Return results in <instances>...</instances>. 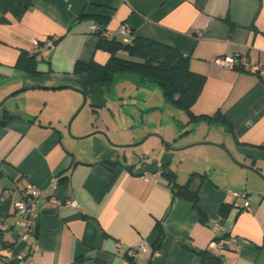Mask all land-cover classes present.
Returning a JSON list of instances; mask_svg holds the SVG:
<instances>
[{"label": "crops", "instance_id": "obj_1", "mask_svg": "<svg viewBox=\"0 0 264 264\" xmlns=\"http://www.w3.org/2000/svg\"><path fill=\"white\" fill-rule=\"evenodd\" d=\"M28 1L20 18L6 12L8 21L0 22V221L7 226L0 230V264H200L196 251L223 236L232 264H264V77L249 70L264 67V0ZM96 19L108 38L120 41L117 29L125 24L134 36L187 56L190 69L205 76L192 112L219 111L224 121L200 118L191 123L197 133L184 135L187 114L164 96L130 103L118 80L147 88L148 96L159 91L128 76L86 94L88 75L73 72L75 62L104 64L109 57L97 47ZM48 37L53 47H34V39ZM22 50L38 53V75L15 67ZM234 53L247 60L241 69L209 64ZM158 111L160 121L147 123L144 112ZM206 148L213 160L201 163ZM166 166L178 183L204 174L192 187L205 220L191 201L172 197ZM30 184L40 189L39 215L24 241L13 202ZM234 190L249 193L248 211L231 204ZM69 197L77 209L63 204ZM140 241L149 252L129 261L126 250Z\"/></svg>", "mask_w": 264, "mask_h": 264}, {"label": "trees", "instance_id": "obj_2", "mask_svg": "<svg viewBox=\"0 0 264 264\" xmlns=\"http://www.w3.org/2000/svg\"><path fill=\"white\" fill-rule=\"evenodd\" d=\"M28 4V0H0V11L2 12L0 22L8 21L4 14L6 12H11L14 18H20ZM95 24L102 29L95 32L99 37L97 47L105 50L109 57L104 64L95 61L75 62L73 72L88 75L84 90L86 94L94 85H98L102 89L108 88L117 76H128L138 85H156L162 91L166 101L187 114L188 123H193L200 118L224 121L219 111L213 115H195L192 112L191 107L202 91L205 76L192 71L188 57L178 49L148 37L134 36L133 33L131 42L124 44L122 38L118 41L103 35L102 31L106 28L99 19L95 20ZM40 45L42 46L41 43ZM37 54V52L20 51L15 67L29 74L38 75ZM4 123L5 120L0 122L1 125ZM110 165L112 166V163ZM163 175L169 181L172 197H181L191 201L199 219L205 220V215L197 204V186L192 187L193 179L198 177L202 181L204 174L192 172L184 183H178L175 172L166 166L163 168ZM64 179L62 178L60 181ZM226 209L227 206L222 205L220 212L224 214ZM156 229L159 231L156 240V244H158L163 235V228L158 224ZM196 252L201 257L200 264H220V257L210 250L204 249Z\"/></svg>", "mask_w": 264, "mask_h": 264}, {"label": "built area", "instance_id": "obj_3", "mask_svg": "<svg viewBox=\"0 0 264 264\" xmlns=\"http://www.w3.org/2000/svg\"><path fill=\"white\" fill-rule=\"evenodd\" d=\"M93 32H98L102 30L96 24L92 27ZM107 30H103L102 34L107 35ZM117 32L122 36V42L124 44H129L132 38V30L125 24L121 25ZM198 37L203 35L202 30L197 31ZM54 37H48L42 42V46L51 48L54 45ZM33 45L35 48H40V42L37 39H34ZM246 58L240 53H234L229 55L215 56L210 59L209 64L212 66H217L219 68L225 69H241L246 64ZM249 70L252 73L264 77V67L259 64H250ZM1 169V162H0ZM12 189H5L3 191L4 195H10ZM232 196V205L238 207L240 212L248 211L250 209V196L249 193L245 190L243 191H231ZM40 195V189L34 185L30 184L24 187L19 192V197L16 198L13 202L15 210L18 215L16 221L19 227V234L22 240L26 241L29 237L33 236L35 233L37 218L39 212L37 210V202ZM64 205L72 207L74 209L78 208L76 200L72 197L67 198L64 202ZM7 228L4 222L0 221V230L3 231ZM230 240L227 237L214 238L208 243V250L220 257V264H232L231 261L224 256V253L230 248ZM30 247L34 248V244L30 243ZM150 250L149 245L145 241H140L126 250L125 255L128 257L129 261H135L139 253H148ZM159 254V252H156Z\"/></svg>", "mask_w": 264, "mask_h": 264}, {"label": "rangeland", "instance_id": "obj_4", "mask_svg": "<svg viewBox=\"0 0 264 264\" xmlns=\"http://www.w3.org/2000/svg\"><path fill=\"white\" fill-rule=\"evenodd\" d=\"M117 77H119V76H117ZM119 82H118V84H117V87H119V85H122V86H124L125 88H127V91H126V94L125 95H127V96H129V95H131V96H133V98L132 99H130V103H132V104H134V105H137V106H140L141 104H143V99L144 98H149L148 100H150V101H152V102H156L157 100H158V98H159V100H160V97L161 96H163V94H162V91L158 88V90L157 91H159L158 93H159V95L158 94H152V95H150V96H148L149 94H150V92H149V90L147 89V88H143V87H137V86H131L130 84H129V82L127 81V80H118ZM114 83H115V81H114ZM113 83V85L115 86V84ZM106 89H108L107 87H106ZM108 91V90H107ZM161 95V96H160ZM163 99V98H162ZM112 101H114V100H112ZM168 103H170V102H168ZM169 105V107H171V109H176V108H172L173 106H171L172 104L170 103V104H168ZM177 111V110H176ZM144 117L146 116V122L147 123H149V121L152 119L154 122H156V119H158L159 121H160V119L162 118V116H161V112H153V113H150V114H145V112H144ZM156 118V119H155ZM151 124H153V123H151ZM185 124V126H187V127H184L183 128V131L185 130V129H187V132L186 131H184L183 132V134L184 135H187L188 133H189V131H190V133H191V131H193L192 133H193V135H195V133H197V130H195V125L194 124H191V123H188V122H185L184 123ZM188 124L190 125V126H188ZM195 149L196 150H200V149H203V148H201V147H204V145H195ZM202 152V155H201V163H203V162H206V161H212L213 160V156L214 155H212L210 152H208L209 150L206 148V150L204 151V150H201Z\"/></svg>", "mask_w": 264, "mask_h": 264}, {"label": "water", "instance_id": "obj_5", "mask_svg": "<svg viewBox=\"0 0 264 264\" xmlns=\"http://www.w3.org/2000/svg\"><path fill=\"white\" fill-rule=\"evenodd\" d=\"M155 135H157L160 139H162L166 145L170 146L169 143H168L167 141H165L164 138H163L162 136H160V135H158V134H155ZM202 143H208V142L203 141ZM210 143H211V144H215V145H217V146H222V145H219V144H217V143H212V142H210ZM194 144H197V143H194ZM171 148H172L173 150H178V148H174V147H171Z\"/></svg>", "mask_w": 264, "mask_h": 264}]
</instances>
